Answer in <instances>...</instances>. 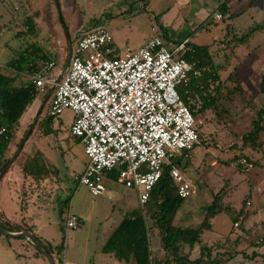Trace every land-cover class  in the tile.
<instances>
[{
    "label": "rangeland",
    "instance_id": "rangeland-1",
    "mask_svg": "<svg viewBox=\"0 0 264 264\" xmlns=\"http://www.w3.org/2000/svg\"><path fill=\"white\" fill-rule=\"evenodd\" d=\"M183 1L185 0H0L2 72L18 74L20 84L28 80L25 74H20V71L9 67L7 63L34 43L58 63V67L48 73L49 77L57 80L61 67H65L69 61L70 43H75L80 34L91 28L109 31L113 36L114 50L122 53L128 49L138 50L156 36L164 38L171 48L186 38H190L193 44L208 46L221 81L225 82L217 94L218 100L212 110L197 116L204 138L184 157L182 166H178L191 183L192 194L185 199L175 223L198 227L204 221L208 208L220 196L221 212L213 220L214 229L205 233L206 238L213 237L210 244H218L219 248L229 246L245 230L247 236L241 240L240 247L247 255V252L254 249L264 254V247L252 248L253 242L264 238V129L256 144L245 143L243 139L253 130L258 110L264 106V0L253 3L252 0H234L232 7L224 12L218 9L217 0H204L213 16L221 13L224 18H207L205 21L199 18L195 23L190 18L198 10L199 1H192L189 8H180V12L175 10L174 4ZM16 6H19V10H16ZM27 17L34 18L35 31L19 37L17 34L20 30H27L24 23ZM230 74L233 77H229ZM210 83L214 87L218 84L213 81ZM212 88L211 86L210 90L214 93ZM48 90L47 88L39 94L42 104L45 103L39 121L47 114L51 98ZM191 102L197 103V98L193 97ZM38 109L36 113L32 111L30 123L17 129L7 158L15 155L31 128ZM74 117V111L66 109L55 117L50 128L54 132L50 134L45 133L47 125L39 126L38 121L3 182L8 178L9 186L12 187L15 180L19 179L22 162L40 148L56 167L49 174L57 183V188H53L55 191L49 211L57 215L58 209L70 200L73 201L75 211L82 207L85 209L82 215L85 221H80L77 229L68 228V235L73 231L85 233L88 230V219L93 207V233H98L99 230L101 233H109L118 213L122 209H138L140 201L132 188L118 181L104 179L107 190L99 195H93L85 185L79 186L75 175L85 169L83 167L88 157L83 144L74 143L75 139L69 134ZM243 159L253 166L240 167ZM119 196L126 199L125 208L118 201ZM248 201L252 202L250 206ZM253 215L256 219L248 229L251 223L249 219ZM236 222H240L239 227ZM160 237L157 230L151 234L154 257L164 255ZM62 238L61 242L67 238L68 243L70 237L64 235ZM198 254L199 250L196 249L194 255ZM91 260L95 262V255H90L88 263ZM263 261L262 256L253 260L239 254L231 260V264H262ZM117 262V259L98 251L96 264Z\"/></svg>",
    "mask_w": 264,
    "mask_h": 264
},
{
    "label": "built area",
    "instance_id": "built-area-1",
    "mask_svg": "<svg viewBox=\"0 0 264 264\" xmlns=\"http://www.w3.org/2000/svg\"><path fill=\"white\" fill-rule=\"evenodd\" d=\"M214 16L223 18L221 13ZM187 42L171 48L156 36L138 50L112 55V34L91 28L73 42L70 66L59 82L48 75L58 67L56 61L33 76L41 91L55 86L48 115L57 117L68 108L75 113L70 134L81 140L88 157L84 171L75 177L79 186H87L94 195L102 194L105 173L119 168V181L138 192L143 208L165 167L171 166L179 196L186 199L192 194L191 183L176 164L180 156L201 143L197 117L178 90L191 73L200 74L184 58ZM1 138L9 136L6 126L0 124ZM239 165L253 166L245 159ZM3 167L0 156V174ZM66 224L77 228L79 217L70 212ZM150 264L166 263L152 259Z\"/></svg>",
    "mask_w": 264,
    "mask_h": 264
},
{
    "label": "trees",
    "instance_id": "trees-1",
    "mask_svg": "<svg viewBox=\"0 0 264 264\" xmlns=\"http://www.w3.org/2000/svg\"><path fill=\"white\" fill-rule=\"evenodd\" d=\"M255 1L252 0L251 3ZM220 9L223 12L228 11L229 6L227 3H223ZM24 23H26L27 30H20L17 34L19 37H24L35 31L36 23L34 18L27 17ZM164 34L167 35V32ZM240 40L244 41L243 38H240ZM111 47L113 48V44H111ZM187 47L184 58L193 63L200 74L194 75L191 73L188 82L180 84L178 90L185 103L190 106L197 117L198 115L206 114L208 110H212L218 100L217 94L225 81H221L217 65L212 58L208 46H199L188 41ZM115 52L114 50L112 55H115ZM51 59L44 49L33 43L29 44L18 57L8 62L7 65L18 71L25 70L35 75L42 70L43 64L48 63ZM229 77H233L232 74ZM210 81L218 83L217 86L214 87ZM14 82V77L4 75L0 71V93L3 98L1 108L3 117L6 118L8 123L6 130L9 136L8 139H0V156L3 159V170L11 158H4L3 155H5L10 145L14 135V128L41 92V89L33 82L21 87L15 86ZM211 86L215 90L214 93L210 90ZM262 86V91L264 92V79ZM47 88L49 89L48 92L51 91V86H47ZM193 97L197 98V103L192 104L191 99ZM54 119L55 117L48 115V113L45 118L40 119L39 126L42 124L47 125L46 134L54 132V129L50 130L55 121ZM263 129L264 106L258 110L257 119L254 121V128L243 137L244 142L256 144ZM199 133L200 138L203 139L204 136L200 129ZM70 136L72 135L70 134ZM72 137L75 139L74 143H80L79 138ZM188 154L189 151H186L178 158L176 161L177 166H182V160ZM23 170L34 178H42L55 171L56 167L48 161L40 150H36L31 157L26 159ZM105 174L118 181L119 168L107 171ZM219 197L217 196L214 203L208 208L204 221L198 227L176 224L177 213L184 204L185 198L179 196L178 185L171 176V166H167L163 171L161 179L153 188L148 203L142 209H135L126 214L103 246V251L113 254L125 264H150L152 259L163 261L166 264H222L227 261L230 262L239 254H244V256L253 260L258 256L264 257V255L259 254L255 250L250 254L247 252L249 254L247 255L245 250L240 247L241 240L247 236L245 230H242V236L239 235L235 238L229 246L219 248L218 244H210L204 241V232L213 228V219L221 212ZM0 225L8 231L27 230L33 232V226L27 228L18 225L12 226L9 222H0ZM156 230L161 236V247L164 251L163 257L152 256L151 234ZM37 238L54 255V246L44 243L39 237ZM64 242L65 238L57 246L56 249L58 251L63 249ZM263 244L264 238H261L253 242L252 247H259ZM196 249L199 250L198 255H194ZM36 252L46 258L37 248ZM57 260L61 264V258H57Z\"/></svg>",
    "mask_w": 264,
    "mask_h": 264
},
{
    "label": "crops",
    "instance_id": "crops-1",
    "mask_svg": "<svg viewBox=\"0 0 264 264\" xmlns=\"http://www.w3.org/2000/svg\"><path fill=\"white\" fill-rule=\"evenodd\" d=\"M150 1L151 0H148V2ZM187 1L188 0H185L179 4L175 3L174 4L175 10L180 12L181 10L180 8H189V4L195 0H189L188 3ZM198 1H199L198 10L195 13H193V15H191V18H190L192 20V23L193 22L195 23L199 18H202L201 20L203 21L207 20V18L208 19L213 18L215 20H218L214 18V16L208 11L207 4L204 0L203 1L196 0L195 2L197 3ZM233 2L234 0H217V5H218L217 7L218 9H220L223 3H227L230 9L233 5ZM149 6H150V3H149ZM16 7H18V9L16 10H19V6H16ZM185 40H188L189 42H191L190 38H186ZM121 54L123 53L119 51L115 52V55H121ZM50 61H56V60L51 59ZM48 63L43 64L42 62L43 64L42 69L45 68ZM64 68L65 67H61V72L64 70ZM0 71L4 75L14 77L15 86H18V87L26 86L30 82H33L34 75L28 73L25 70L20 71V74H25L28 77V80H26L23 84L19 83L18 74L11 75V74L2 72V65H0ZM40 96L41 95H38L36 97L33 104L28 107L27 111L22 115L19 123L15 126L14 135L11 139L10 145L5 155H3L4 158H7V154L9 153V150L12 145L13 139L16 135L17 129H20V127L23 128L24 125L30 123L31 119L33 118L32 113L33 112L36 113L38 107L42 105V98ZM2 101H3V98L0 93V124L3 126H7L8 125L7 120L5 117H3V114H2V108H1ZM69 134H70V131H69ZM80 143L82 144L81 140H80ZM37 150H40L44 154V156L47 158L43 150H41L40 148H38ZM25 161L26 159L22 162L19 168L20 175H19L18 181L15 180V183L12 187L9 186L10 180L8 178L6 182H3V180L6 177L9 170L12 168L15 161L11 164V166L8 168V170L5 172V174L0 179V184L3 183L1 185V191H0V222L1 223L9 222L12 226L18 225V226H23L24 228L33 226L32 233H34L37 237H39L44 243L51 244L54 246L55 253L53 256L56 259L57 264H60L58 263L57 258H61V264H96V257L98 256V251H101L102 253L110 255L111 257L117 259L111 253H105L103 251V246L105 245V243L107 242L111 234L114 232L116 227L121 223V221L126 216V214L131 211H125L124 209H122V211H120L118 215L115 217L114 223L111 227L112 229L109 233L107 232L101 233L100 230L98 233H93V224L95 221L94 220L95 219V208L93 207L90 213L89 219H88V227H87L88 230H86L85 233H83V231L77 230V231H73L70 235H68L69 227L66 224L68 214L70 212L76 214L79 217V225H80V221H83V222L85 221L82 216L85 213V209L82 207L78 211H75L74 204L72 203L73 201L70 200L69 202H66L65 206H63L64 208L61 207L58 209L57 215L50 212L49 210L51 207V199L55 191L53 188H57L55 187L57 186L56 185L57 183L54 181V178H51L49 175L43 176L42 178H34L32 175L25 173L23 170V165ZM86 164L87 162H85V165L83 168L86 167ZM82 171L78 172L77 174L81 173ZM104 179L115 181L112 177H110L107 174H105L103 178V182H104ZM118 182H120L119 179H118ZM134 192L137 193L138 198H139L138 192L136 190H134ZM118 201L122 202L123 208L127 206L126 199L123 200L121 196L118 197ZM138 209H142L141 205ZM113 213H114V210H113ZM254 219H256L254 215L250 217L249 220H251V223H250V226L247 227L248 229L254 223ZM72 229H77V228H72ZM213 229L214 228L210 230H206V231H212ZM23 231H27V230L8 231V232L19 233ZM206 231L204 232V235H203L204 241L207 243H212L211 241L213 237L206 238L205 237ZM64 235L65 237H68V236L70 237L69 241L67 243V238H66L63 249L61 251H58L56 248L62 243L61 240L63 239L62 237ZM102 235L103 237H101ZM259 247L263 248L264 244ZM248 253L250 254L251 252L249 251ZM258 253L261 255H264L263 253H260L259 251ZM90 255H93V256L95 255V262L91 260L90 263H88V258H90ZM100 257L102 258L103 256H100ZM257 258L254 260H257ZM117 261L118 262L115 264H125L123 261H120L118 259ZM0 264H50V262L48 258H44L42 255L36 252V247L27 238H24V237L11 238V237L5 236L4 234L0 232ZM262 264H264V261Z\"/></svg>",
    "mask_w": 264,
    "mask_h": 264
},
{
    "label": "water",
    "instance_id": "water-1",
    "mask_svg": "<svg viewBox=\"0 0 264 264\" xmlns=\"http://www.w3.org/2000/svg\"><path fill=\"white\" fill-rule=\"evenodd\" d=\"M72 50H73V42L70 43V58H69V61L67 62L64 70L61 72V74H60V76H59V78L57 80L58 82L63 78V76L65 75V73L67 72V70H68V68L70 66L71 57H72ZM54 88H55V86L51 89L50 96L52 95V92H53ZM44 105H45V103H43L40 106L31 128L28 130L26 136L24 137V139L20 143L15 155L11 158V160L9 161L8 165L6 166V168L1 172L0 179L5 174V172L8 170V168L11 166V164L14 162V160L16 159V156L23 149L25 142L28 140V138L32 134L33 130L37 126L39 118L42 115V112H43V109H44ZM0 232L2 234H4L5 236L11 237V238H19V237L27 238L28 240H30L34 244V246L39 251H41L46 256V258H48L50 264H57V261L54 258V256L44 247V245L38 240L37 236L34 233L28 232V231H23V232H19V233H11V232L6 231L1 225H0Z\"/></svg>",
    "mask_w": 264,
    "mask_h": 264
}]
</instances>
